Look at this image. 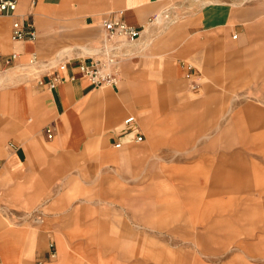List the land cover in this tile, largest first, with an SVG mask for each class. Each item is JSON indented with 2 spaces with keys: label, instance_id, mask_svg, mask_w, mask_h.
Returning <instances> with one entry per match:
<instances>
[{
  "label": "rangeland",
  "instance_id": "rangeland-1",
  "mask_svg": "<svg viewBox=\"0 0 264 264\" xmlns=\"http://www.w3.org/2000/svg\"><path fill=\"white\" fill-rule=\"evenodd\" d=\"M51 4L54 18L39 16L37 48L25 59L49 66L16 73L5 88L27 92L20 125L0 131L5 150L24 146L30 153L26 171L6 180L8 191L0 199L3 225L29 231L17 243L16 264H264V0L161 2L151 18L160 12L169 17L161 24L148 19L149 30L144 26L138 39L143 44L132 42L134 48L123 52L117 86L133 100L143 93L150 101L164 100L167 108L121 103L118 122L135 115L143 135L126 143L117 133L112 140L111 85L98 88L101 100L61 138L49 139L45 127L29 128L39 97L52 114L49 91L37 80L62 61L85 59L79 44L97 48L91 57L106 62L102 19L123 10L121 0ZM236 33L239 39H232ZM64 46L70 52L52 62ZM211 48L227 50V63L208 66L209 58L216 59L208 55ZM125 63L131 69L126 80ZM19 64H5L0 72ZM135 80L154 87H131ZM205 112L210 119H199ZM241 112L248 119L240 120ZM188 114L197 121L182 133L193 136L192 144L160 142L179 130L167 116ZM240 124L261 137L242 135ZM227 158L243 161L249 177L223 168L232 162ZM192 175L195 190L202 191L196 195L185 188ZM209 202L212 208L205 211ZM47 207L45 221L34 220Z\"/></svg>",
  "mask_w": 264,
  "mask_h": 264
},
{
  "label": "crops",
  "instance_id": "crops-1",
  "mask_svg": "<svg viewBox=\"0 0 264 264\" xmlns=\"http://www.w3.org/2000/svg\"><path fill=\"white\" fill-rule=\"evenodd\" d=\"M19 6L17 10V14L19 15H27L30 14V17L33 19V21L36 24L37 30L39 31L38 24L39 22V16L43 18V21L50 22L53 20V15L51 14L52 8H54V4H51L52 0H41V3L37 2V0H18ZM35 1V6L31 7V2ZM165 0H121V7H123V10H119L117 12L122 11L123 12V18L124 20L130 24L134 25L140 29H142L148 19L156 13L161 5V2ZM158 2L160 4H158ZM111 5V4H110ZM116 13V12H109L107 15H104L102 21L108 17L109 15ZM167 13L160 12L156 19H161L160 22H157L158 24H161V22L164 20V16ZM12 17H3L0 20V53L2 56L0 57V68L5 66L4 57L5 55L11 54V53H19L21 64L17 66L16 69L0 72V131H5L7 125L13 124V125H20L18 121L21 122V118L26 115L24 110V101L26 98V91L25 89H19L15 92H10L9 90L5 89L7 87V82L9 80H12L13 75L16 73H22V72H32L31 74H34L33 70L36 69V67L39 65L43 67V69H47L49 66L48 63L41 61L37 62L38 64H35L32 68L29 67V64L26 63L25 59L27 55L30 52H33L36 50L37 46L34 43V41H15L11 37V25H12ZM150 26H145L146 31L149 30ZM145 31V29H144ZM143 31V32H144ZM237 34V33H236ZM142 35V31H141ZM142 38V36L140 37ZM232 39H234L232 37ZM239 39L238 37L235 39ZM141 40V39H140ZM139 45L143 44L142 41H138ZM137 42L135 44L137 45ZM134 44V45H135ZM134 45L131 43H124L122 45V52L127 51L128 49L134 48ZM89 46L88 44H79L78 47L85 53L87 50L83 47ZM86 50V51H84ZM222 48H211L209 49V56H215L216 59L209 58L210 63L208 66L213 65L214 62L216 64L222 65L223 63H227V58H222V56L227 57V50L225 53H223ZM70 52V49L64 46V48L58 52V55L55 59L52 60V62L59 61V58H61V55ZM86 54V53H85ZM87 55V54H86ZM87 58V57H86ZM32 60V59H31ZM214 61V62H213ZM82 62L81 59H76L75 61H69L67 69L61 73L63 80L57 85V87L53 90H48L49 97H51V105L50 110L52 114H49L48 111L45 109L44 103H42L40 97L38 104L40 105L36 111H34V123L29 126L31 129H39L43 127L51 126L54 128V135L51 138L52 140L54 138H61L68 129L72 128V126L75 124V122L78 121L81 114L86 115V112H88L89 108L92 107L95 103L99 102L101 100V91L98 90V88L92 87V85L88 82V80L81 74L79 65ZM142 63L139 61V64ZM128 64V65H127ZM129 63H125L124 65V80L128 78L127 72H130L131 69L129 67ZM211 68V67H209ZM133 70V69H132ZM38 74V73H37ZM48 74V73H47ZM46 75V74H45ZM133 83L130 84L131 87H137V88H148L154 87V85H149V83H143L142 80H135L131 81ZM126 87V85H125ZM46 89V88H44ZM47 90V89H46ZM111 133L112 140L116 139L117 137L114 136V134H118L119 140L122 143L121 138L125 135H127L125 132L127 131V127L124 124V120L131 116H127L124 118L120 123L118 122L120 118L123 116V106H119L121 103L124 102H135V103H147L152 102L154 108H156L160 112H165L167 108V104L164 100H152L150 101L148 99L147 94L141 93L138 96H135V99H132V96L126 95L125 92L122 93V90L119 86H113L111 85ZM123 94V95H122ZM121 95V100L119 101V104L117 105V96ZM206 111V109H205ZM85 112V113H84ZM245 113L241 112L237 117L240 120H246ZM136 119V116L133 115ZM194 115H179V117L174 116H167L169 123L173 124V127L176 129H179L177 132L174 130L173 133L167 134V136H162L159 138L160 142L165 141L167 144L178 147L184 145H190L193 141V136L190 135V131L194 129L193 124L195 125V121H197V118ZM210 119V115L205 114L199 119ZM256 116H252V119H255ZM259 118V117H258ZM248 119V118H247ZM149 120V119H148ZM121 126H124L123 129H119ZM133 129L139 133V135H142V133L137 130V119L136 122L132 125ZM177 126V127H176ZM106 129V126L104 127ZM184 130H188L189 133L185 134L182 133ZM240 133L242 135H248L251 138H260L261 133L260 131H256L253 126L249 125H242L240 124ZM47 135V134H46ZM143 137V135H142ZM158 139H156V143L159 142ZM134 141V140H133ZM130 142V141H129ZM138 142V141H134ZM123 146H127L128 144H121ZM0 199L4 198V194L7 193V181L10 177L20 175L21 173L26 171L27 166H29L28 157L30 156V153L28 151V148L24 146H20L16 151L12 152L9 150H5L2 146H0ZM228 157V156H226ZM71 158L74 159L73 156ZM231 160V163H227V165L223 168L226 170L227 167H230L229 171H237L241 176L243 177H249L250 172L248 167L245 166V163L243 161L237 163L235 159L227 158ZM196 161H191L190 164H195ZM172 176H177L173 175ZM195 176L192 175V177H188L187 180V191L189 192V195H196L201 193V190H195L199 189L196 185V180L194 178ZM188 186L189 189H188ZM108 193V192H107ZM111 193V192H109ZM108 193V194H109ZM145 193H150L148 189ZM210 200V199H208ZM57 205V204H56ZM3 206H1L2 208ZM47 209H41L43 212V217L34 218V220H37V222H44L45 221V213L48 212ZM212 208V203H205L204 204V210L208 211ZM221 209V208H220ZM219 209V210H220ZM218 210V209H217ZM29 234L28 230L25 229H17L12 227H5L3 225V220L0 216V262L1 264H16V262L19 260V247H18V241H22L24 238H26ZM249 242V241H248ZM251 246V244H250Z\"/></svg>",
  "mask_w": 264,
  "mask_h": 264
},
{
  "label": "built area",
  "instance_id": "built-area-1",
  "mask_svg": "<svg viewBox=\"0 0 264 264\" xmlns=\"http://www.w3.org/2000/svg\"><path fill=\"white\" fill-rule=\"evenodd\" d=\"M35 1L31 2V7L35 6ZM19 6L18 0H0V20L3 17H12L11 25V37L15 41H35L38 37V30L35 22L30 17V14L19 15L17 14ZM156 18H150L149 21H153ZM102 28L105 33L103 55L107 61L100 58L87 57L82 60L79 65L81 74L88 80V82L94 88H100L104 85H118V72L117 64L122 59V45L126 43H132L141 37V29L128 24L123 18V12H116L102 21ZM1 34V30H0ZM238 34L233 35L236 39ZM2 54L0 53V57ZM20 59L19 53H11L5 55L4 61L6 64H12ZM36 55L33 54L32 61H35ZM69 61H62L58 68L54 71L41 76L37 83L40 87L48 90H53L63 80L61 75L67 69ZM107 65L110 66V71H105ZM136 119L133 115L127 117L124 120L125 126L128 128L126 134H131V140L141 141L142 135H139L137 131L133 129V124ZM45 132L49 139L54 135V128L48 126L45 128ZM1 264V262H0Z\"/></svg>",
  "mask_w": 264,
  "mask_h": 264
},
{
  "label": "bare ground",
  "instance_id": "bare-ground-1",
  "mask_svg": "<svg viewBox=\"0 0 264 264\" xmlns=\"http://www.w3.org/2000/svg\"><path fill=\"white\" fill-rule=\"evenodd\" d=\"M166 17H169V14H166L163 18H166ZM160 18L159 19H155V21H156V23L157 22H160ZM165 20V19H164ZM137 41V40H136ZM84 49H86L87 48V50L88 51H86V50H84V51H86L85 53L88 55L87 57H91V55L94 53V52H96L97 51V48H94V47H91V46H86V47H83ZM35 61H32L31 60V63H34ZM35 64H32V65H29V67H33ZM124 128V126H121L119 129H123ZM121 145V144H120Z\"/></svg>",
  "mask_w": 264,
  "mask_h": 264
},
{
  "label": "water",
  "instance_id": "water-1",
  "mask_svg": "<svg viewBox=\"0 0 264 264\" xmlns=\"http://www.w3.org/2000/svg\"><path fill=\"white\" fill-rule=\"evenodd\" d=\"M123 142H129L131 141V134H127L121 138Z\"/></svg>",
  "mask_w": 264,
  "mask_h": 264
}]
</instances>
